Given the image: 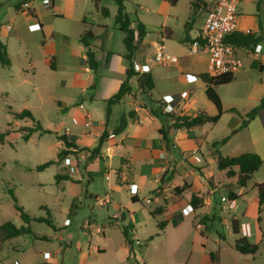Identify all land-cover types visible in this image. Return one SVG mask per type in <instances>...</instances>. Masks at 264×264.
Returning a JSON list of instances; mask_svg holds the SVG:
<instances>
[{"label":"rangeland","instance_id":"rangeland-1","mask_svg":"<svg viewBox=\"0 0 264 264\" xmlns=\"http://www.w3.org/2000/svg\"><path fill=\"white\" fill-rule=\"evenodd\" d=\"M18 1L29 2L27 8L35 11L38 18L31 17L27 8L24 12L15 10L14 5ZM132 1L135 2H125L126 12L128 18L135 22L136 12H142L144 8L139 10ZM45 2L0 0V40L5 44L10 59L9 66L0 65V133L4 135L0 139V224L6 220L16 226L24 223L15 204L32 217L30 234L11 238L0 247V264H264V206L259 212L254 187L257 178L242 187V197L236 199L232 206L220 197L229 199V192L239 186L231 179L223 182L216 196L212 197L209 213L200 215L201 197L200 208L194 213L182 210V218L179 216L178 221L174 214L171 219H164V214L159 215L162 207L153 210L160 202L150 199L152 192L147 186L151 183H147V188L139 189V200L132 207L136 219L134 231L129 233L131 251L121 232V224H126V221L113 224V218L119 215L113 208V200L111 204L100 206L91 197L102 192L105 183L102 158L92 161L79 159L75 173L80 175L78 185L72 187L69 180L56 179L57 174L73 173L68 163L77 156L71 151L57 161V153L63 147L57 135L65 134L66 127L71 128V118L65 117L66 110L60 105V99L64 98L68 108L73 106L67 97L71 81L63 67L55 70L49 67L50 58L43 54L40 41L49 29L58 31L79 24L85 10L89 22L107 21L114 27L116 4L114 0H100V5L110 11V15L104 17L95 10L92 0H60L56 3L57 12L63 14L60 16L55 15L57 13L51 3ZM141 6L150 8L145 3H140ZM150 24L152 27L160 26L154 18ZM110 29L111 33L107 31L106 35H109L111 43L114 47L121 46L123 33ZM100 37L94 40L98 45ZM58 40L60 37L56 36V43ZM65 78L67 84L64 88L61 79ZM234 85L223 84L221 87L227 89ZM160 89L164 87L160 86ZM198 98L197 103L200 104L203 96ZM23 109L30 111L32 118L14 117V113ZM37 123L52 133L36 130L24 140L22 135L26 130L22 128L36 126ZM246 148V139L240 134L234 136L220 152L235 155L245 152L242 150ZM50 159L56 162L44 169H36L37 165ZM214 173L215 179H225L220 170L215 169ZM40 216L50 218L54 227L34 220ZM234 216L240 222L248 223L251 235L242 234L241 224L238 234L225 227V224H231ZM91 231L89 241L88 233ZM45 233L51 238L47 240ZM41 236L46 239H41ZM240 236L258 244L255 254H242L234 249V240ZM97 246L99 250L95 249ZM93 248L95 250L89 253L88 249Z\"/></svg>","mask_w":264,"mask_h":264},{"label":"crops","instance_id":"crops-1","mask_svg":"<svg viewBox=\"0 0 264 264\" xmlns=\"http://www.w3.org/2000/svg\"><path fill=\"white\" fill-rule=\"evenodd\" d=\"M58 1L60 0H52L50 6L57 13H54L55 15L63 16L56 10ZM138 1L140 0L132 2L139 10L144 8V11L136 12V21L143 24L146 33L138 44L133 62L151 65L149 71L154 87L144 94L139 89L136 78H130V91L120 102L111 106L107 119L106 99L119 89L125 79L127 66L123 57L124 44H121L122 47H114L109 35H106L110 28L117 29L115 22L114 27L107 21L89 22L85 10L79 24L58 31L49 29V38L45 35L40 41L43 54L48 58L53 57L54 68L50 65L49 67L54 70L63 67L70 76L71 87L67 97L73 106L68 108L66 100L60 99L61 109L66 110L65 117L71 118V128L66 127L64 133L75 145L70 151L77 155L72 160L76 161V166L75 171L68 174L72 178L69 182L72 187L78 185L80 175L75 173L79 159L92 161L102 158L105 163V183L102 192H97L91 197L96 199L108 196L105 204H111L113 200V208L119 213L118 217L113 218V224L118 225L120 220H125L126 224H121V228L125 225L128 234L134 231L133 222L136 217L132 207L139 200V189L148 187V191L152 192L150 199L160 202L153 210L162 207L159 215L164 214V219L176 216L174 219L178 220L179 216L182 218V210L196 212L197 209L186 210L192 193L203 198L200 215L209 213L213 203L212 197L216 196L219 186L231 180L237 185L236 176L228 177L226 170H220L225 174L224 180L215 179L214 173L215 169L219 170L214 151H222L225 145L232 142L234 136L241 134L245 137L247 148L242 151L255 152L261 157V166L249 180L257 178L256 183H264V103L254 116L241 126L245 113L257 107L261 101L264 102V0H240L238 4L237 31L250 33L258 38L259 42L251 48L235 46L236 54L243 62L242 66L233 72V79L227 83L235 85L227 89H222L221 85L214 87L221 101L222 112L219 119L215 123H205L188 129L173 126L177 115H195L199 111L208 115L217 113V108L205 95V82L198 76L200 73L209 74L207 54L203 50L190 51V45L198 37L203 25L205 12L216 0H176L174 4L169 0ZM140 3H145L150 8L140 7ZM21 5L23 7L20 6V9H16L14 5L15 10L24 12L29 2L23 1ZM95 10L99 11L97 8ZM27 11L34 19L38 18L35 11H29V8ZM108 12L110 15V11ZM152 18L159 23V28L151 26ZM130 21L133 27L136 21ZM37 23L42 27L39 20ZM86 29L93 34L89 47L79 40ZM56 36L60 37L59 44L56 43ZM99 36L101 37L98 45L94 40ZM161 36H164L166 50L178 57L175 63L151 64L153 44ZM0 42L3 43L1 40ZM87 49L94 54L96 69L89 68L83 62ZM253 62L256 63L255 67ZM61 83L65 88L67 78L61 79ZM159 85L164 89H160ZM200 96L203 98L198 104ZM148 97L154 102H149ZM75 99H78V102H74ZM151 105L158 107V116L149 111ZM165 105L171 106L172 111L165 112ZM122 124L124 127L120 130ZM161 127L162 133L159 131ZM104 131L106 136L98 153L88 158ZM224 137H227L225 142L213 146L214 141ZM147 183L151 185L146 187ZM130 184L137 186L135 194L129 193ZM233 192L238 199L244 191L239 186L236 190L233 189ZM236 199H233L234 202ZM262 206L264 203L261 210ZM233 218L240 224L248 225L247 222H240L235 216ZM91 234L92 231L88 233L89 241ZM45 235L47 240L51 238V235ZM95 249L99 250V247ZM95 249H88V252Z\"/></svg>","mask_w":264,"mask_h":264},{"label":"trees","instance_id":"trees-1","mask_svg":"<svg viewBox=\"0 0 264 264\" xmlns=\"http://www.w3.org/2000/svg\"><path fill=\"white\" fill-rule=\"evenodd\" d=\"M126 0H114L116 4V14L114 16V22L117 26V29L124 33L123 37V44L125 46V53L123 54L124 59L127 62L126 70H125V79L120 84L119 89L113 95H111L108 99H106V109H105V116L106 119L108 118V114L110 108L113 104L120 102L122 97L130 91V78H136L137 85L142 93L147 94L150 90L153 89V80L150 74V71L138 73L133 69V56L138 47V44L141 38L146 33L143 24L140 21H136L135 25L131 26V21L128 18V15L125 11V3ZM100 0H93L95 8L99 9L100 13L103 16H108L109 12L105 6H99ZM171 4H174L176 0H169ZM22 2H18L15 4L16 9H20V4ZM93 38V34L89 29L84 30V32L80 35L79 40L80 42L86 46H90V42ZM225 40L231 43L234 46H243L246 48L253 47L259 39L254 37L250 33H243L240 31H235L229 34ZM89 68L96 69L97 68V61L94 58V54L90 49L86 50V58L83 59ZM10 59L8 57L5 45L0 42V65L2 66H9ZM49 65L51 68H54L53 57H50ZM252 65L255 67L256 63L253 62ZM204 82H205V95L206 97L215 105L217 108V113L214 115H208L204 111H199L195 115H177L175 120L173 121V126L176 128H192L194 126L203 125L205 123H215L220 117L222 112L221 108V101L216 93L214 87L227 84L233 79V73H225L220 75H210L208 73H200L198 75ZM149 98V97H148ZM149 102L153 103L152 99H148ZM263 101L257 106L250 109L248 112L245 113V118L241 123V126H244L246 121L254 116V114L263 106ZM149 111L158 116V107L151 105ZM25 116L31 117L32 114L27 109H23L18 113H14L15 118H23ZM124 127V124L121 125L120 130ZM26 130V132L22 135L24 140H27L30 137V134L36 130H40V133H52L51 130L44 128L41 126L40 123H37L36 126L24 127L22 130ZM162 133V127L159 129ZM3 134L0 133V139L3 138ZM106 131H104L98 141L97 146L90 151V155L88 158L94 157L98 153L100 146L105 139ZM57 138L62 141L63 148H61L57 153V161L65 158V156L71 152L70 148L74 147V143L70 140V137L66 134L57 135ZM227 137L222 138L219 141H214L212 144L213 146L218 143L225 142ZM217 168L219 170H226V175L236 176V183L238 186L244 187L247 181L251 178L252 174L259 169L262 163L261 157L255 152H243L238 155L234 156H227L222 155L217 149L214 151ZM54 159H50L42 164L36 166L37 170H41L49 166L50 164L55 163ZM236 168V170L234 169ZM56 179H66L72 180L69 175H56ZM257 190V202H258V211L261 210V205L264 203V183H256L255 184ZM230 199H236L237 196L233 191L229 192ZM13 200L15 201V197L13 196ZM202 203V198L197 196L196 194L192 193L190 197V204L193 209L200 208ZM15 208L20 212V217L23 220V224L20 226H16L13 222L6 220L0 224V247L9 239L23 235V234H30L31 233V226L29 222L31 221L32 217L28 214L21 206H17L15 204ZM34 220L39 222H45L46 224L53 226L52 221L48 217H36ZM178 221V220H177ZM239 226L240 223L237 219L231 220V230L232 233L238 234L239 233ZM162 227V225H160ZM121 232L130 246L131 251V241L129 239V234L127 232V227L124 225L121 228ZM219 237H223L220 235ZM41 239H46L44 236L40 237ZM233 247L235 250L242 254H250L253 255L256 253L258 249V244L250 243L245 236H240L234 240Z\"/></svg>","mask_w":264,"mask_h":264},{"label":"built area","instance_id":"built-area-1","mask_svg":"<svg viewBox=\"0 0 264 264\" xmlns=\"http://www.w3.org/2000/svg\"><path fill=\"white\" fill-rule=\"evenodd\" d=\"M52 0H46V4L51 3ZM240 0H216L212 6L205 12L203 25L200 29L199 35L195 38L191 45L190 51L196 52L203 50L207 54L208 72L210 75H220L229 72H234L239 69L243 62L239 55L236 54V47L227 42L225 38L237 31V16L238 4ZM258 52V49H255ZM178 57L166 50L164 43V36L153 44V53L151 56L152 65H168L175 63ZM151 65L143 62H134L133 69L138 73L149 71ZM165 112H171L172 107L165 105L163 108ZM88 123V122H87ZM71 172L75 171V163L69 162ZM137 186L135 184L129 185V193L135 194ZM229 198V197H228ZM108 196L98 197L95 199L97 205H104L107 202ZM223 202H229L228 206H232L234 200L225 197L220 198ZM186 210L192 211L190 204L186 205ZM226 228H231V225H226ZM240 231L243 235H250V228L247 224H241Z\"/></svg>","mask_w":264,"mask_h":264}]
</instances>
